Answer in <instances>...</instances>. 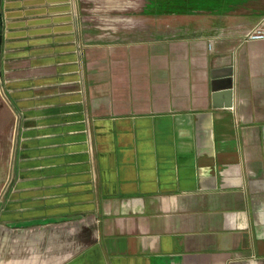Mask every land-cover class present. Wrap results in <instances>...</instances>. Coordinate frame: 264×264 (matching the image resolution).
Returning a JSON list of instances; mask_svg holds the SVG:
<instances>
[{
  "label": "crops",
  "instance_id": "1",
  "mask_svg": "<svg viewBox=\"0 0 264 264\" xmlns=\"http://www.w3.org/2000/svg\"><path fill=\"white\" fill-rule=\"evenodd\" d=\"M132 1L0 0V264H264V0Z\"/></svg>",
  "mask_w": 264,
  "mask_h": 264
},
{
  "label": "rangeland",
  "instance_id": "2",
  "mask_svg": "<svg viewBox=\"0 0 264 264\" xmlns=\"http://www.w3.org/2000/svg\"><path fill=\"white\" fill-rule=\"evenodd\" d=\"M144 3L146 0H143ZM142 0H133L132 2L136 4H144ZM151 0H147V3ZM144 9V8H143ZM139 15H144L142 12ZM165 20H172L173 16L166 17ZM182 21L185 23H188V18L186 16H183L181 18ZM1 75V74H0ZM0 80L2 81V76H0ZM0 95L1 97L8 103L9 96L7 93L3 91V89H0ZM7 111L3 108L1 102H0V200L2 201V204L7 199V193L10 191L11 184L10 182L8 185L6 184L8 181V165L10 164V152L12 147V129H13V121L11 118L10 120H7ZM12 144V145H11ZM6 185V186H5ZM5 186V187H4ZM4 187V188H3ZM1 204V206H2Z\"/></svg>",
  "mask_w": 264,
  "mask_h": 264
},
{
  "label": "trees",
  "instance_id": "3",
  "mask_svg": "<svg viewBox=\"0 0 264 264\" xmlns=\"http://www.w3.org/2000/svg\"><path fill=\"white\" fill-rule=\"evenodd\" d=\"M204 0H151L142 14L146 16L187 15L200 9Z\"/></svg>",
  "mask_w": 264,
  "mask_h": 264
},
{
  "label": "built area",
  "instance_id": "4",
  "mask_svg": "<svg viewBox=\"0 0 264 264\" xmlns=\"http://www.w3.org/2000/svg\"><path fill=\"white\" fill-rule=\"evenodd\" d=\"M245 40H264V19L245 35Z\"/></svg>",
  "mask_w": 264,
  "mask_h": 264
}]
</instances>
